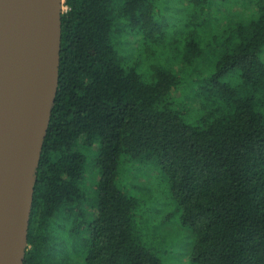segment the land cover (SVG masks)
<instances>
[{
    "label": "trees",
    "instance_id": "obj_1",
    "mask_svg": "<svg viewBox=\"0 0 264 264\" xmlns=\"http://www.w3.org/2000/svg\"><path fill=\"white\" fill-rule=\"evenodd\" d=\"M180 2L173 27L158 19L162 0H64L23 264L67 263L53 255L59 225L71 264H163L136 226L138 200L118 186L124 158L167 182L192 264H264V0ZM115 31L157 62L148 77L124 61ZM182 85L198 125L169 101ZM96 144L88 194L84 149Z\"/></svg>",
    "mask_w": 264,
    "mask_h": 264
},
{
    "label": "water",
    "instance_id": "obj_2",
    "mask_svg": "<svg viewBox=\"0 0 264 264\" xmlns=\"http://www.w3.org/2000/svg\"><path fill=\"white\" fill-rule=\"evenodd\" d=\"M64 0H0V264H23Z\"/></svg>",
    "mask_w": 264,
    "mask_h": 264
},
{
    "label": "rangeland",
    "instance_id": "obj_3",
    "mask_svg": "<svg viewBox=\"0 0 264 264\" xmlns=\"http://www.w3.org/2000/svg\"><path fill=\"white\" fill-rule=\"evenodd\" d=\"M162 2V11L158 19L164 25L173 26L171 21H174V17L178 15L176 11L181 2L180 0H162ZM113 42L127 64L136 66L145 78L149 76L150 67L157 62L151 60V56L145 58L143 54L140 55L135 51L137 46L135 37L125 38L122 33L115 31ZM261 58L264 60V49ZM207 69L206 65L201 66L203 72ZM186 73L184 71L182 77ZM189 92L190 88L182 85L170 92L169 101L172 107L184 114L189 124L198 125L202 114L189 98ZM97 146L96 144V148L84 149L86 156L84 188L88 194L93 192L98 177L94 166ZM117 183L123 192L138 200L134 211L136 226L146 237L148 246L156 251L161 262L163 264H192L189 257L193 247V234L181 224L180 212L176 210L168 184L161 178L159 171L152 165L136 164L124 158L119 168ZM64 230L63 225H59L57 229L54 227L52 230L51 242L56 244L53 255L61 260L65 253L68 254L66 264H71V245L66 240ZM77 262L81 264L80 259H77Z\"/></svg>",
    "mask_w": 264,
    "mask_h": 264
},
{
    "label": "built area",
    "instance_id": "obj_4",
    "mask_svg": "<svg viewBox=\"0 0 264 264\" xmlns=\"http://www.w3.org/2000/svg\"><path fill=\"white\" fill-rule=\"evenodd\" d=\"M65 8V7H64ZM66 9V8H65Z\"/></svg>",
    "mask_w": 264,
    "mask_h": 264
}]
</instances>
